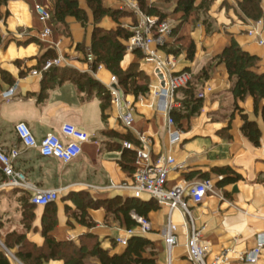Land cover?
Wrapping results in <instances>:
<instances>
[{
	"label": "crops",
	"instance_id": "0c3cea01",
	"mask_svg": "<svg viewBox=\"0 0 264 264\" xmlns=\"http://www.w3.org/2000/svg\"><path fill=\"white\" fill-rule=\"evenodd\" d=\"M202 0H196V5ZM224 0H212L210 14L221 27L214 34H207L202 22L195 23V14L192 13L178 28L177 34H166V43H179L183 51L179 55L169 54L160 49L156 43H149L145 50L141 49L144 57L138 56L133 50H127L120 66L127 69L132 63H138L140 69L152 78V85H157L163 74H179L186 68L196 74L204 65L212 63V71L203 89L206 91L201 113L182 120L173 127L167 124V115L161 109L159 96L150 90L145 96L136 98L133 94H125L126 100L135 108V120L131 127H124L120 118V110L111 104L107 109V119L102 117L101 99L95 93L89 96L80 92L71 81L49 89L43 99L39 98L42 90L43 74L34 75L32 70L41 56L48 50L54 49L57 56L62 55L61 66H71L82 72H91V63L85 59V54L77 49L78 43H84L89 49L94 29L93 12L87 0H79L80 7L85 9L89 16L87 27H83L74 17H68L71 35L60 32L54 25V31L45 40H41L44 49L35 42L22 44L20 31L28 26L37 28L34 32H41L43 25L35 16L38 5L52 8V0H10L7 5L0 7V23L3 18L4 30L10 38L0 42V92L10 85L1 77V70L8 71L18 83L17 93L11 99H3L0 95V146L20 147L21 157L16 163L17 169L22 171L27 180L38 189H61L59 199L54 202L57 206L58 223L50 232L57 240H73L80 244L86 234L98 237L104 249L111 254L124 252L127 245L119 243L117 238H130L133 235L145 236L155 242L158 250L155 264H166L167 248L164 240V229L167 226L169 208L160 206L146 216L151 223V231L140 233L135 226L134 234L130 235L126 224L113 215L107 216L102 208H89V215L96 222L90 227L80 223L75 213L80 210L72 198L65 199L67 192H87L94 199L112 198L115 196L133 197L129 190L116 188V185L127 179L132 173L122 168L120 160L124 149V135H131L132 141L139 144V136L144 135L150 145L152 158L161 153L172 155L179 167L169 174V184H189L203 179V173H209L214 181L222 179V175L213 171L216 167L231 166L241 173L243 179L222 186L219 194H210L200 204L189 200L191 216L196 227L200 228L203 238L208 244V260L217 255H227L230 264H264V247L261 249L257 261L240 260V255L257 246V235L264 234V148L256 147L242 133L243 120L240 114L228 118L220 116L221 104L226 100L220 99L233 95V82L229 77L225 63L212 60L221 54L224 48L235 39L243 49L260 58L255 70L264 72V44L258 42L259 36L264 39V21L253 20L243 12L233 9L227 10ZM106 7L123 9L131 14L115 21L111 16H105L99 26L106 29H115L119 25L134 31L133 14L135 7H139L137 0H103ZM178 0H147V4L163 10L167 16L171 31L180 24L182 11L177 12ZM154 16V15H153ZM157 17V16H155ZM138 22V21H137ZM254 30L253 34L249 31ZM40 35V33H39ZM194 43L196 54L194 60L187 58V50ZM60 66V67H61ZM37 70V69H36ZM161 72V73H162ZM189 73V72H187ZM106 87L114 75L105 65H100L93 73ZM162 75V77H161ZM191 75V74H190ZM164 82H162V85ZM234 103V96H233ZM240 107L250 119L256 120L261 131V145H264V120L261 113L254 112V100L248 96L239 101ZM264 105V101L261 102ZM217 116V117H216ZM27 122L37 139H42L49 133L59 134L64 123H73L90 134V139L83 143L82 154L69 164H64L56 158H43L34 150L25 149L19 142L14 126L18 122ZM181 130L180 140L170 141L169 128ZM115 145H119L116 148ZM147 161L141 159L132 162L133 167H145ZM52 167H58L63 172L62 177L74 172V180L64 184H52L48 172ZM58 169V170H59ZM84 176V177H83ZM209 176V177H210ZM83 177V178H82ZM85 178V179H84ZM5 176L0 167V251L5 246L9 232L26 233L29 241L37 246H43L45 237L43 230V215L45 206L35 205L34 217H26L25 203L33 194V189L23 187H5ZM64 190H66L64 192ZM64 192V193H63ZM26 199V200H24ZM144 201H151L144 195ZM31 204V203H30ZM176 224L178 234L177 244L173 247V264H191L187 258L188 229L185 225V215L181 209H174L171 213ZM6 247V246H5ZM18 247L8 249L18 252ZM11 264H24L18 258L10 261ZM41 264H64L63 260H49ZM88 264H101L100 260L91 257Z\"/></svg>",
	"mask_w": 264,
	"mask_h": 264
},
{
	"label": "trees",
	"instance_id": "16d2710c",
	"mask_svg": "<svg viewBox=\"0 0 264 264\" xmlns=\"http://www.w3.org/2000/svg\"><path fill=\"white\" fill-rule=\"evenodd\" d=\"M10 0H0V7L7 5ZM53 7L51 9L52 20L54 25L58 24L63 27L60 31L67 36L71 35L70 25L67 21L68 17H74L83 27H87L89 16L85 9L80 7L79 0H52ZM140 10L151 16H157L159 21L166 19L167 14L157 7L147 4V0H137ZM89 8L93 12L94 29L92 32V42L89 48L90 52L95 56V60L91 63V72H82L73 67L51 66L43 73L41 85L42 90L39 95L43 99L46 92L65 81L73 82L80 92H85L89 96L97 94L101 99L102 117L107 119V109L112 104L111 94L108 88L99 81L93 73L98 71L100 65H105L114 75L118 77L119 86L124 94H133L136 98L147 96L150 93L149 82L141 84L137 82L138 71L134 70L138 67V63H132L127 69H123L120 63L127 52V42L133 35V31L119 25L115 29H106L99 26L100 21L105 16H111L115 21L123 16L131 13L123 9H114L106 7L103 0H87ZM262 0H241L239 2L240 10L244 15L253 20H259L263 14ZM212 0H202L196 5V0H178L176 11H182L183 21H185L192 13H196L200 18V13L205 15L203 23L206 26L207 34H212V25L216 23V19L210 14ZM136 24L138 23L135 20ZM178 28H174L171 34H177ZM59 30V29H58ZM159 48L169 54L175 56L181 53V49H175L171 44L164 42ZM77 49L82 51L86 56V48L84 43H78ZM134 52L144 57V53L140 48L134 49ZM196 54V45L194 43L187 50V58L194 60ZM57 57L54 49H48L42 56L39 63L45 65L49 60ZM225 63L229 73V77L233 82L231 92L234 96V107L241 113L243 124L241 131L244 136L256 147L261 146L262 131L256 120H252L244 113L240 107L239 101H244L248 96H252L254 100V112L256 115L261 113L264 120V72H257L260 58L251 54L235 40L232 39L223 52L217 55L213 60ZM189 72L191 77L177 91V99L180 100L181 106L172 110L171 115L178 125H182V120L190 119L201 113L204 98L199 96L204 83L209 80L212 71V63L204 65L199 72L192 74L189 68L184 70ZM2 79L13 84L15 79L5 70H1ZM149 78V76H148ZM123 138L133 140L131 135H124ZM119 148V145H115ZM136 161V152L132 149H123L120 164L122 168L129 172H134L135 167L129 165ZM214 172L221 174L223 177L217 182L218 187L225 186L230 183L243 179L241 173L237 172L231 166L216 167ZM209 173H203L202 178H208ZM76 195V193H72ZM82 196V204H77L80 210L79 214H74L76 219L87 226H94L89 215V208H104L107 216L113 215L115 219L123 221L128 228L137 225V221L132 217V212L140 216H147L152 210H156L159 204L155 200L144 201L135 197L115 196L105 199H94L87 192L79 191ZM31 196L27 201H30ZM75 201V199L72 197ZM26 200V199H24ZM31 203V202H30ZM25 203L26 217L32 220L34 217L33 203ZM57 206L54 202L45 206L43 215V230L45 237L43 246L39 247L35 243L29 241L26 233L12 231L6 236L5 246L7 249L19 248L16 256L24 264H41L44 261L52 259L63 260L64 264H88V258L95 257L100 260L101 264H155L158 254L155 242L145 236L133 235L128 239L127 246L121 254H111L109 250L104 249L98 237L94 234H86L81 238L80 244H76L73 240H57L50 232L57 225ZM0 264H11L9 257L2 250L0 251Z\"/></svg>",
	"mask_w": 264,
	"mask_h": 264
},
{
	"label": "built area",
	"instance_id": "2783aa9c",
	"mask_svg": "<svg viewBox=\"0 0 264 264\" xmlns=\"http://www.w3.org/2000/svg\"><path fill=\"white\" fill-rule=\"evenodd\" d=\"M51 7L38 5L35 9V16L42 23L43 28L40 32V38L53 33L54 24L52 21ZM138 15V23L134 28L133 35L127 42V50L140 48L145 50L149 43H156L158 46L166 41V34L170 33L171 28L167 20L159 21L158 17L143 13L140 8L135 7ZM264 21V14L259 19ZM254 30L249 33L253 34ZM259 36L258 42L264 44V39ZM85 59L92 63L95 56L86 50ZM63 64L62 55H58L55 59L49 60L43 67L44 70L49 69L53 65L61 66ZM161 69L157 74H163V78L159 79L157 85H152L153 90L160 98V107L167 115V124L169 127L175 126L176 122L171 115L175 108L181 106L180 100L177 99V89L184 85L190 73L182 72L179 74L169 73L168 75L161 73ZM34 75H40L39 71L32 70ZM162 82L164 84L162 85ZM111 94L112 104L120 110L119 118L124 127H131L135 120V108L126 100L124 92L119 86L118 77L111 76V81L107 85ZM18 83L10 84L7 89L0 92L3 99H11L17 93ZM206 91H211L210 87L203 89L200 97H205ZM15 134L20 144L27 150H34L43 158H56L64 164H69L78 158L83 151V143L90 139V134L84 129L73 123H64L60 127V133H49L42 139H37L31 127L27 122L21 121L14 126ZM170 141L176 142L180 140L181 130L175 127L174 130L169 128ZM139 144L125 140L123 145L125 148L132 149L136 152V162L141 159L147 161L145 167H137L135 171L124 181L116 185V188L127 189L135 198L143 199L144 195H148L150 199L155 200L160 206L169 208V217L167 226L164 229V240L167 248L166 264H173L172 251L177 244L178 234L176 232V224L172 220L171 213L174 209H181L185 215V225L188 229L187 240V258L191 264H230L227 255H217L213 260H208L209 247L203 238L202 230L195 226L191 216V210L188 201L191 200L195 204L202 203L210 194H218L215 181L211 178H204L189 184H169V174L179 165L175 158L168 153H161L156 158H152L149 148L148 139L142 134L139 136ZM264 148V145H263ZM22 150L20 147H3L0 146V167L3 171L5 179L3 185L5 187H23L33 189L30 202L34 205L46 206L49 203L56 202L61 194V189H38L35 188L26 178L25 174L17 169V162L21 157ZM132 217L137 221L135 228L140 233L151 231V223L145 216H140L132 212ZM130 235L134 234V229L127 231ZM119 243L127 245L128 238H117ZM264 247V234L257 235V246L240 255V260L254 262L257 261ZM9 253L11 252L6 249Z\"/></svg>",
	"mask_w": 264,
	"mask_h": 264
},
{
	"label": "rangeland",
	"instance_id": "374dc122",
	"mask_svg": "<svg viewBox=\"0 0 264 264\" xmlns=\"http://www.w3.org/2000/svg\"><path fill=\"white\" fill-rule=\"evenodd\" d=\"M241 0H224L223 1V4H224V6L227 8V10H233V9H236V11L237 10H239L240 9V7H239V2H240ZM53 2V1H52ZM213 3V2H212ZM262 7H263V9H264V0H262ZM52 7H53V5H52ZM231 8H233V9H231ZM161 10V9H160ZM163 11V10H162ZM239 11H241V10H239ZM242 12V11H241ZM194 14V13H193ZM133 18H134V22H133V24L134 25H136V22H135V20H137V18H136V15L135 14H133ZM205 18V15H203L202 13H200V18H197V15L195 14V23L196 22H202L203 23V19ZM261 19V18H260ZM187 20V19H186ZM53 21V20H52ZM138 21V20H137ZM4 21H3V18H1V23H0V42H4V41H6V40H8L9 38H10V35L9 34H6V32H5V30H4V23H3ZM184 21H183V15L180 17V24L178 25L179 27H180V25L183 23ZM54 24V23H53ZM204 24V23H203ZM29 28H25V29H22V31H20V37H22V44H26V43H30V42H35V43H37V44H39L40 46H41V49H44V46H43V43L41 42V38H40V35H39V33H40V31H38L39 33H37V32H34L35 30H37V28H33L32 26L30 27V26H28ZM55 27L57 28V29H59V31H60V29H62L63 30V27L61 26V25H58V24H55ZM206 27V26H205ZM220 29H221V27L218 25V22L216 21V23L215 24H213L212 25V30H214L213 32H212V34H214L215 32H218V31H220ZM61 32V31H60ZM171 32V31H170ZM169 34V33H168ZM175 49H177V48H179V49H181V53H182V51H183V46H181L179 43H174V44H171ZM126 55V54H125ZM124 55V56H125ZM123 59H124V57H123ZM122 59V60H123ZM39 61L40 60H38V62H37V64L34 66V68L35 69H37L38 71H39V73L40 74H43L44 73V69H43V67H44V65L42 64V63H39ZM56 66H58V65H56ZM58 67H60V66H58ZM67 67H71V66H67ZM138 67L139 68H135L134 70H136V71H138V73H140L141 72V74L139 75V77H138V79H137V82L138 83H141V84H146L147 82H149V86H150V90H151V86H152V84H153V82H152V78L145 72V71H143L142 69H140V65L138 64ZM61 68H63V66H61ZM77 69V68H76ZM148 76H149V78H148ZM191 77V76H190ZM189 77V78H190ZM189 80V79H188ZM187 80V81H188ZM145 97H147V96H145ZM220 99H224V100H226L225 102H223L222 104H221V114H220V116H222V114L223 115H227V117L229 118H232V117H234V115L237 113V114H240V112L238 111V110H236L235 109V107H234V103H233V95H230V96H227V99H226V97H222V98H220ZM217 117V116H216ZM263 145H261V147H262ZM59 168L57 167H52V169H50L49 170V172H48V175H49V180H50V182L52 183V184H55V182H60L62 179H64V181H63V183L64 184H66V183H69V182H71V181H73L74 180V176H77V175H75L74 174V172H69V173H67V174H65L64 175V177H62V174H63V172H61V169H59ZM62 173V174H61ZM84 177V176H83ZM82 177V178H83ZM208 178H212L211 176L210 177H208ZM85 179V178H84ZM215 184H216V186H217V191H218V194L219 195H221V196H223V193L221 192L220 193V189H222V188H220V187H218V185H217V182L215 181ZM66 190H64V192H65ZM63 192V193H64ZM67 192V191H66ZM72 193H76V195H73ZM65 197V199H70V198H74L75 199V202H76V204H82V202H83V198H82V196L81 195H79L78 194V192L77 191H75V190H72V191H69V192H67L66 193V195L64 196ZM73 200V199H72ZM77 207H78V205H77ZM80 213V212H79ZM3 251L6 253V255L8 254V251L5 249V248H3ZM8 257H9V259H10V261H16V258L17 257H15V253H13L12 252V254H10L9 253V255H7ZM88 259H90V258H88ZM23 263V262H22Z\"/></svg>",
	"mask_w": 264,
	"mask_h": 264
},
{
	"label": "water",
	"instance_id": "95a60500",
	"mask_svg": "<svg viewBox=\"0 0 264 264\" xmlns=\"http://www.w3.org/2000/svg\"><path fill=\"white\" fill-rule=\"evenodd\" d=\"M161 77H162V75H161ZM2 246H3V248L7 249L3 244H2Z\"/></svg>",
	"mask_w": 264,
	"mask_h": 264
}]
</instances>
